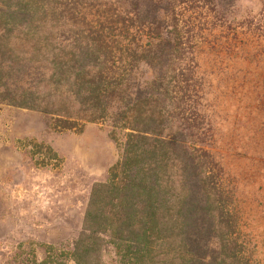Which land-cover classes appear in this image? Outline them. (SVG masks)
Here are the masks:
<instances>
[{
  "label": "rangeland",
  "instance_id": "1",
  "mask_svg": "<svg viewBox=\"0 0 264 264\" xmlns=\"http://www.w3.org/2000/svg\"><path fill=\"white\" fill-rule=\"evenodd\" d=\"M205 1L142 0L193 28L187 105L173 65L144 63L89 99L81 28L52 6L0 24V264H213L199 258L221 241L224 264H264V0ZM119 183L153 221L148 244L121 251L103 188Z\"/></svg>",
  "mask_w": 264,
  "mask_h": 264
},
{
  "label": "trees",
  "instance_id": "2",
  "mask_svg": "<svg viewBox=\"0 0 264 264\" xmlns=\"http://www.w3.org/2000/svg\"><path fill=\"white\" fill-rule=\"evenodd\" d=\"M0 6V24L6 32L9 25L32 22L37 9L44 6H52L62 14H67V18L79 25V50L83 53L85 61L92 64L88 68H94L86 73V78L89 79H83L80 84L87 86L84 87L88 88L85 92L93 101L103 99L111 87H120L126 74L137 63H144L161 71L173 65L175 74L172 80L175 87L181 85L185 88V94L181 97L182 104L187 105L191 101L186 98L189 90L193 91L194 87H199L198 66L192 63L195 49L192 43L193 28L186 23L179 25V21L174 18L172 24L162 23L153 6L149 8L142 0H1ZM168 10L171 13L170 8ZM209 11H212L211 7ZM260 33L262 34H257L258 43L263 41L264 37V32ZM7 88L8 97L10 92ZM19 99L24 100L25 97L19 96ZM181 113V131L186 137H191L195 129V118L191 113ZM148 130L146 128L144 132L147 133ZM180 138H183V135H180ZM103 188L106 202L112 204L114 200L119 204L115 206L119 213L116 221L118 229L122 231L119 232V237L111 238L117 241L115 249L121 251L119 246L124 242L135 243V248L143 246L144 242L147 243L153 236V233L147 236V225H151L153 221L148 219L145 223L140 219L141 215L136 210L138 197L134 189L129 187V184L122 183ZM101 235L102 233L98 240ZM124 235L127 236L122 237ZM85 239L91 242L94 238L89 235ZM140 250L132 253L135 256ZM225 251L226 245L221 241L218 251L212 250L209 254L205 252L203 258L199 259L209 258L213 264H224L227 258ZM85 255L83 254L84 258Z\"/></svg>",
  "mask_w": 264,
  "mask_h": 264
}]
</instances>
